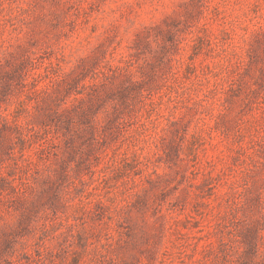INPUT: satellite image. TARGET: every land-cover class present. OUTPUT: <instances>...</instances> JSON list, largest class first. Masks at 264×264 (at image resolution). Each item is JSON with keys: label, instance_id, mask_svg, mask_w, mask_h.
Masks as SVG:
<instances>
[{"label": "rangeland", "instance_id": "374dc122", "mask_svg": "<svg viewBox=\"0 0 264 264\" xmlns=\"http://www.w3.org/2000/svg\"><path fill=\"white\" fill-rule=\"evenodd\" d=\"M0 264H264V0H0Z\"/></svg>", "mask_w": 264, "mask_h": 264}]
</instances>
